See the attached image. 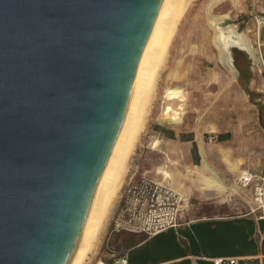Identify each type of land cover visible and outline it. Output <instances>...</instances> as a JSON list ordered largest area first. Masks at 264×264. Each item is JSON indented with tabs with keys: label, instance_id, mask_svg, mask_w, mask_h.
Returning <instances> with one entry per match:
<instances>
[{
	"label": "water",
	"instance_id": "95a60500",
	"mask_svg": "<svg viewBox=\"0 0 264 264\" xmlns=\"http://www.w3.org/2000/svg\"><path fill=\"white\" fill-rule=\"evenodd\" d=\"M163 1L0 0V264H68ZM222 1L205 15L230 56Z\"/></svg>",
	"mask_w": 264,
	"mask_h": 264
},
{
	"label": "rangeland",
	"instance_id": "374dc122",
	"mask_svg": "<svg viewBox=\"0 0 264 264\" xmlns=\"http://www.w3.org/2000/svg\"><path fill=\"white\" fill-rule=\"evenodd\" d=\"M208 1L189 0L178 18L105 231L85 264H109L118 257L116 249L128 234L114 231V219L123 190L131 181L145 177L174 189L176 183L181 184L177 191L185 195L182 189L186 190L188 213L198 203L203 211L200 216L205 217L223 216L221 209L240 200L235 196L231 201L228 196L230 186L239 183L236 174L240 170L245 192L242 214L247 199L254 200L255 187L264 192V12L255 0H224L212 8V15L224 17V24L242 40L240 46L229 48L230 56H222L206 20ZM242 81L248 83L251 95L242 90ZM168 91L178 95L169 99ZM170 106L178 113V122L169 121L164 114ZM170 133L173 138L167 137ZM221 133H229L230 138L216 142L215 136ZM194 148L198 161L192 157ZM223 155L238 165L255 156L258 167H224ZM165 173L170 178L164 180ZM243 178H249L245 186ZM208 179L215 187H204ZM212 206L219 211L214 213ZM141 236L136 235L137 240Z\"/></svg>",
	"mask_w": 264,
	"mask_h": 264
},
{
	"label": "bare ground",
	"instance_id": "6f19581e",
	"mask_svg": "<svg viewBox=\"0 0 264 264\" xmlns=\"http://www.w3.org/2000/svg\"><path fill=\"white\" fill-rule=\"evenodd\" d=\"M188 1H163L160 13L147 37L136 66L130 88L127 113L107 163L92 214L71 254L68 264H85L88 255L96 247L101 234L105 231L106 220L108 219L111 208L114 207V199L120 188V181H122L121 175L125 172L126 160L130 152L133 151L135 140L142 127L147 106L152 98L158 69L173 35L178 18ZM225 29L230 36L240 39V37L232 34L233 31L229 27ZM240 41L242 44L241 39ZM166 96L169 99H173L177 96V92L168 91ZM164 114L171 122H176L179 119L178 113L172 107H166ZM167 173L164 174V180L170 178ZM246 180H249V178H246ZM177 184L175 185V190L181 189L182 185ZM211 184L212 181L207 180L205 187H212ZM182 191L186 194V190L184 191L182 189Z\"/></svg>",
	"mask_w": 264,
	"mask_h": 264
},
{
	"label": "crops",
	"instance_id": "0c3cea01",
	"mask_svg": "<svg viewBox=\"0 0 264 264\" xmlns=\"http://www.w3.org/2000/svg\"><path fill=\"white\" fill-rule=\"evenodd\" d=\"M245 83L247 82L242 81V84H245ZM242 84H241V88H242ZM247 86H248V83H247ZM242 90L244 91L243 88ZM248 90H249V87H248ZM244 93L248 96L251 95L250 90H249L250 94L246 93L245 91ZM255 158H256L255 156L250 158L249 163H248L247 158L242 159V163H244V165H238L237 163H233L227 158L225 159L223 155V160H224L223 166L230 167V168L231 167L233 168L234 167H258L255 161ZM250 163H253V165H250ZM236 176L238 177L239 183L238 184L234 183L233 185L230 186L231 192L228 191L229 192L228 196H230L229 198L231 201H232V198L233 199L236 198L235 196H239L240 200L237 202H231L228 204L227 207H224L223 209H221L222 213H225L223 214V216H219L220 214H214L218 216H212V217L200 216L203 211H202V206L199 205L198 203L194 207H192L190 213H188L189 199H187L186 197L187 192L185 195L181 194L185 200V203L180 213L181 225L180 227L173 229V230L175 231V233L178 235L180 239L185 241V244L191 250L193 249L200 250L202 255L210 256V260H212L213 257L218 258L221 256L236 257L239 259V264H241L242 260H246V259H251V258H259L260 260L262 259L263 257L262 240H263L264 235L263 233H261L259 230L256 229V232L254 234L253 247L249 249L248 248L245 249L244 247H242V234H240V231H238L239 229H236L235 227L231 226V223H228L229 221H233L235 219H240V218L242 219V217L244 216H248V215L255 216L256 213H257V216H255V223L257 224V221L259 220L258 219L259 211H257L256 204L254 200H252L251 198L247 199L249 202L245 208L246 213L242 214V194L245 193L242 190V170H240L239 173L236 174ZM213 183L214 182L212 181V184H211L212 187H207V188L209 189V188L215 187L213 186L215 185ZM220 183L224 186L222 182ZM199 190L202 191L201 189ZM203 191H206L208 194L209 193L216 194L217 192L216 190H203ZM219 204H222V203H219ZM210 209H213L212 211H214V213H216V211H219V209L217 208L215 209V207L213 206ZM203 222H207L206 223L207 225H204ZM203 226H206V227H203ZM184 231H188L189 236L185 234ZM189 258L191 260H194V257H189Z\"/></svg>",
	"mask_w": 264,
	"mask_h": 264
},
{
	"label": "built area",
	"instance_id": "2783aa9c",
	"mask_svg": "<svg viewBox=\"0 0 264 264\" xmlns=\"http://www.w3.org/2000/svg\"><path fill=\"white\" fill-rule=\"evenodd\" d=\"M264 12V0H255ZM245 179V178H244ZM249 180H244V185ZM254 202L258 219H264V192L254 189ZM185 203L182 195L171 186L148 178H140L126 185L114 219V231L143 233L154 236L160 232L180 227V213ZM213 264H239L236 257L215 258ZM113 264H127L125 258Z\"/></svg>",
	"mask_w": 264,
	"mask_h": 264
},
{
	"label": "trees",
	"instance_id": "16d2710c",
	"mask_svg": "<svg viewBox=\"0 0 264 264\" xmlns=\"http://www.w3.org/2000/svg\"><path fill=\"white\" fill-rule=\"evenodd\" d=\"M242 88L246 93L250 94L247 83L242 84ZM158 129L162 133H165L163 129ZM167 137L173 138V134L170 133ZM229 138V133H221L215 136V141L223 142ZM206 223L207 222H203L204 225H207ZM228 223H231V226L239 229L238 231L242 234V247L245 249L253 247L256 229L264 235V219H259L256 224L255 218L248 215L242 217V219H235ZM120 232L121 231L118 233ZM126 233L128 235L123 240L122 246L116 249L118 257L113 259L109 264H113L121 258H125L127 264H213L212 260H210V256L202 255L200 250H191L185 244V241L178 237L173 229L160 232L154 236H147L143 233ZM184 233L189 236L188 231H184ZM136 235H142V239L137 240ZM262 251L263 257L261 260L259 258H251L242 260L241 264H264V236L262 240ZM189 257H194V260H191ZM218 258L228 257L221 256ZM213 259L215 258L213 257Z\"/></svg>",
	"mask_w": 264,
	"mask_h": 264
}]
</instances>
